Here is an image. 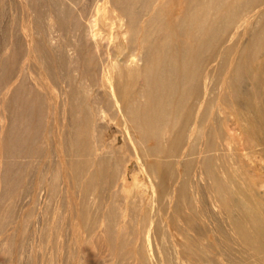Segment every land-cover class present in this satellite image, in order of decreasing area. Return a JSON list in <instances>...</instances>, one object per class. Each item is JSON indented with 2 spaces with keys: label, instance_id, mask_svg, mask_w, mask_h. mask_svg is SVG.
<instances>
[{
  "label": "bare ground",
  "instance_id": "obj_1",
  "mask_svg": "<svg viewBox=\"0 0 264 264\" xmlns=\"http://www.w3.org/2000/svg\"><path fill=\"white\" fill-rule=\"evenodd\" d=\"M41 3L0 49V264H264V0Z\"/></svg>",
  "mask_w": 264,
  "mask_h": 264
},
{
  "label": "rangeland",
  "instance_id": "obj_2",
  "mask_svg": "<svg viewBox=\"0 0 264 264\" xmlns=\"http://www.w3.org/2000/svg\"><path fill=\"white\" fill-rule=\"evenodd\" d=\"M12 3H11V2ZM39 1V3H41V1H42V3L41 4H43V0H38ZM14 0H3V2L0 4V12H2V13H0V49L2 48V46L5 44V42L7 41V39L9 38L8 36H10V34H8V31H9V29L11 28V31L10 32H12V30L14 29V25H15V28H19V26H20V24H21V19H20V17H22L21 16V12L20 13H17V12H19L18 11V7H17V5L15 4V6H14ZM12 5V7L14 8H12V10H13V12H14V10H15V14L10 10L11 9V5ZM11 14H10V13ZM12 13H13V15H12ZM17 14H19L20 16H18V19L16 18L17 17ZM12 15V16H11ZM14 15H16V16H14ZM9 16V17H8ZM11 17V18H10ZM14 17V18H13ZM7 19V20H6ZM10 19V21H8ZM20 19V20H19ZM13 20V21H12ZM19 20V21H18ZM16 21V22H15ZM9 22H11V23H9ZM14 22V23H13ZM18 22H20V24H18ZM7 24H10V25H7ZM17 26V27H16ZM13 28V29H12ZM15 30V29H14ZM13 30V31H14ZM107 31V28L106 29H104L103 30V28L101 27V33L103 34H101V36L103 37L104 36V38L105 37H107L108 36V34L109 33H111L110 32V30H108V32H106ZM4 32V33H3ZM9 32V33H10ZM7 33V34H6ZM105 34H106V36H105ZM5 36V37H4ZM7 37V38H6ZM4 39H6V41L4 40ZM4 40V41H3ZM3 43V45H1ZM64 71H66L67 72V70L65 69ZM64 71H61V73L59 74L60 76V79L62 80V79H64L65 78V76H66V72H64ZM64 77V78H63ZM121 143V142H120ZM258 149V148H257ZM257 156H259V157H261L259 160H258V162H259V166H260V168L261 167H263L264 168V158L262 157V156H260V155H257ZM263 168H261V169H263ZM264 170V169H263ZM2 239H3V237L2 236H0V241H2ZM0 245H1V243H0ZM95 253L96 254H94L95 256L97 255H99V252H98V250H95ZM99 264H102V263H100V262H98ZM97 264V263H96Z\"/></svg>",
  "mask_w": 264,
  "mask_h": 264
}]
</instances>
